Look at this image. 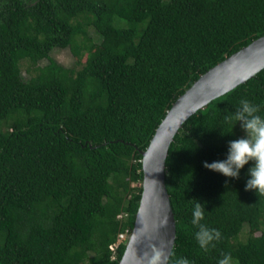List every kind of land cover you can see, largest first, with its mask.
<instances>
[{"label":"trees","instance_id":"16d2710c","mask_svg":"<svg viewBox=\"0 0 264 264\" xmlns=\"http://www.w3.org/2000/svg\"><path fill=\"white\" fill-rule=\"evenodd\" d=\"M262 35L264 0H0V264H119L142 150L201 74ZM242 99L264 115V68L192 114L170 145L168 264H216L225 252L264 264V193L245 190L249 165L239 178L203 166L244 135L223 120ZM197 199L222 234L207 251L191 224Z\"/></svg>","mask_w":264,"mask_h":264},{"label":"water","instance_id":"95a60500","mask_svg":"<svg viewBox=\"0 0 264 264\" xmlns=\"http://www.w3.org/2000/svg\"><path fill=\"white\" fill-rule=\"evenodd\" d=\"M264 68V35L212 66L181 94L142 150V194L135 224L119 264H168L177 238V221L166 184L169 148L184 122L213 99ZM166 258V259H165Z\"/></svg>","mask_w":264,"mask_h":264},{"label":"clouds","instance_id":"9594fccd","mask_svg":"<svg viewBox=\"0 0 264 264\" xmlns=\"http://www.w3.org/2000/svg\"><path fill=\"white\" fill-rule=\"evenodd\" d=\"M235 109L234 112L228 111L223 116V120L232 121V128L239 122L244 135L227 141V152L223 159L211 162L205 160L203 166L225 177L239 178L241 169L248 164L245 190L264 193V115L261 114L262 107L248 99H242ZM205 210V205L197 199L191 211V224L196 228L194 232L196 242L201 249L207 251L210 246H214V242L221 239L222 234L218 228L203 223ZM130 234H127L126 243ZM160 261L161 255L157 254L153 264H159ZM171 264H194V262L187 257L180 256L172 260ZM216 264H234L231 253L225 252L217 259Z\"/></svg>","mask_w":264,"mask_h":264},{"label":"rangeland","instance_id":"374dc122","mask_svg":"<svg viewBox=\"0 0 264 264\" xmlns=\"http://www.w3.org/2000/svg\"><path fill=\"white\" fill-rule=\"evenodd\" d=\"M52 55L57 60H59V62H61L62 64L66 65V66H69V67L76 66L74 54L72 53L71 49L68 47L67 48L56 47L52 51ZM23 75L25 77H29V73L26 71L25 68L23 71Z\"/></svg>","mask_w":264,"mask_h":264},{"label":"built area","instance_id":"2783aa9c","mask_svg":"<svg viewBox=\"0 0 264 264\" xmlns=\"http://www.w3.org/2000/svg\"><path fill=\"white\" fill-rule=\"evenodd\" d=\"M126 237H127V234H126V233H121V234H120V241L125 240ZM111 247H112L113 249L115 248L114 245H112Z\"/></svg>","mask_w":264,"mask_h":264}]
</instances>
